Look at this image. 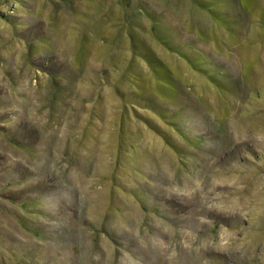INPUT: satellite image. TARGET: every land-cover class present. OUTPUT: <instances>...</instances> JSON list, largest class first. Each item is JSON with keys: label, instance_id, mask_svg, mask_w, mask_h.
Instances as JSON below:
<instances>
[{"label": "rangeland", "instance_id": "obj_1", "mask_svg": "<svg viewBox=\"0 0 264 264\" xmlns=\"http://www.w3.org/2000/svg\"><path fill=\"white\" fill-rule=\"evenodd\" d=\"M0 264H264V0H0Z\"/></svg>", "mask_w": 264, "mask_h": 264}]
</instances>
